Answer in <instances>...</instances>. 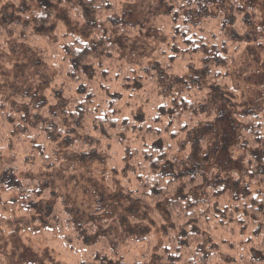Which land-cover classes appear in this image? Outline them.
Here are the masks:
<instances>
[{"label": "trees", "instance_id": "obj_1", "mask_svg": "<svg viewBox=\"0 0 264 264\" xmlns=\"http://www.w3.org/2000/svg\"><path fill=\"white\" fill-rule=\"evenodd\" d=\"M164 1L170 29L158 59L166 62L152 66L153 87L146 91L148 100H158L157 108L145 120L133 122L120 119L123 97L117 94L124 89L117 91L110 83L117 42L136 29L120 24L119 0H0V47L14 41L37 49L55 71L60 88L53 97L63 110L59 117L45 108L51 102L35 105L29 96L0 100V123L6 119L11 125L8 139L0 138L1 154L8 149L5 141L14 147L8 151L11 160L0 163V186L21 200L22 210L36 223L51 221L65 249L86 254L93 246V263L81 264H128L123 255L115 257L123 250L121 244L104 235L111 222L103 217L107 205L95 209L93 222L75 221L58 193L38 182L39 174L55 169L53 151L75 138L62 149L83 160L111 156V170L121 156L136 182L128 193L138 208L152 206L154 213L149 214H157V220L163 219L160 212L167 215L160 226L164 241L154 252L147 247L133 264H264V113L233 115L230 146L224 133L215 140L201 137L227 118L221 111L224 103L238 97L227 58H234L239 53L235 47L254 35L264 39V19L256 7L239 0H225L228 12L219 9L214 14L210 9L220 3L217 0ZM4 5L12 8V15L4 17ZM194 13L200 19L197 24L192 22ZM255 49L263 56V46ZM196 58L202 74L182 77ZM158 71L169 78L175 73L185 88L178 90L177 83L164 88L155 80ZM213 104L221 105L219 112ZM35 117L42 120L37 126ZM127 134L139 138L138 149L120 147ZM20 139L18 154L15 141ZM231 145L239 151L238 170L224 178L209 161L217 150L225 153ZM173 153L178 156L172 158ZM234 227L250 231L254 238L241 251L217 235L224 230L234 235Z\"/></svg>", "mask_w": 264, "mask_h": 264}, {"label": "rangeland", "instance_id": "obj_2", "mask_svg": "<svg viewBox=\"0 0 264 264\" xmlns=\"http://www.w3.org/2000/svg\"><path fill=\"white\" fill-rule=\"evenodd\" d=\"M217 1L220 3L215 4V8L212 7L210 11L214 14L217 10L223 9L227 13L229 8L226 1ZM239 1L244 6L256 7L264 19V0ZM164 2V0H119L118 20L120 24L136 28L133 35L117 42L119 46L117 51L119 52L116 51L114 54L113 61L116 63L110 69L112 71L111 85L117 91L124 89V92L117 94L119 97H123L120 103L123 107L119 114L120 119L126 117L133 122L137 119L145 120L151 114L150 112L157 108L158 100L155 98L148 100L146 91L153 87L150 73L152 66L156 67L158 61L160 64L166 62L162 60L163 58L158 59L163 51L161 44L166 42L165 35L170 29V22L164 18L167 14ZM3 15L4 17L12 15V8L6 7L3 10ZM193 17L195 18L192 19V22L197 24L200 19L195 13ZM153 25L155 26L153 27ZM164 27L165 29H163ZM252 38L251 41L258 39L262 45H256L255 41L238 45L235 48L239 47V53L234 58H227V60H231L229 77L232 86L238 92V97L231 103L225 100L224 108L221 111L225 112L227 118L215 123L213 132L201 136L204 139L209 137L211 140L220 139L221 134L224 133L226 134L224 136L226 145L230 146L234 139L233 136H235L230 127L233 115L249 116L264 113V54L263 56L259 55L255 49L264 47V39L258 35H254ZM234 43L242 42L235 41ZM142 62L149 70L142 69L144 68ZM198 63V58L189 63L187 65L190 66L188 74L181 76L188 77L190 74L195 77L200 76L202 70L199 69L200 64ZM159 72L154 77L164 88H167L169 84L176 83L178 90L185 88L183 81L178 80L179 76H176V70L170 78ZM115 73L121 74V77L116 78ZM137 77H141V81H138ZM54 78L53 67L43 62L37 49L14 41H9L6 48L0 47V100L11 102L13 97L29 96L35 105L49 101L53 105L44 104L45 108L56 113L59 117H63V110L58 105L59 101L53 97L54 91L60 88V84L55 82ZM137 83H141L143 86H138ZM124 104H126L125 107ZM213 106L219 112L221 105L213 104ZM35 121L36 126L42 122L38 117H35ZM3 122L0 123V138L8 139L11 125L6 119ZM46 123L47 121H45ZM119 131L120 129L113 133L117 134ZM201 134L203 133L201 132ZM122 138H124V143L120 147H123L124 150L138 149L140 146L139 138L132 134H127ZM74 140L75 138H72L59 144L61 148L53 151L55 169L49 173L39 174L38 182L58 193L61 204L70 207V211L73 213L71 217L75 221L93 222L92 215L95 209L107 205L108 208L103 217L111 222L107 230L104 231V235L110 241L116 240L123 249L115 257L123 255L128 264H133L134 259L147 252V247H150L151 252H154L164 241L160 226L164 223V218H167L165 212H160L159 215L163 219L157 220V217L156 219L153 217L157 214H149L154 213L151 210L152 206L146 209L138 208L134 196L128 193L135 188L136 182H133L135 180H133L129 169L126 168L125 162L121 161V156L115 157V162L111 161L110 166H115V170H111L107 165L109 162L107 158L111 156L102 154L101 160L98 161L93 159L92 155L83 160L71 150L62 149L67 144H73ZM21 141L22 139L15 141V153H21ZM5 142L8 149L2 154L0 150L1 164L11 160L8 151L11 152L14 149L12 141ZM114 146L119 147L118 145ZM113 151L121 155L119 154L120 149L114 148ZM215 153L209 161V166L218 167L224 178L238 170L236 161L239 151L233 145L225 153L220 150ZM171 156L175 158L178 154L173 153ZM29 176L28 174L27 177ZM21 204V200L14 193L8 192L0 186V264H81L83 260L93 263L91 260L93 259V246L86 254L74 253L65 249L51 221H48L47 224L36 223L30 214L22 210ZM226 231L228 230L218 232L217 235L223 240L234 243L235 248L240 251L244 248L242 246L248 247L245 242L249 243L254 239L250 231L241 232L239 227H234V235L229 234L232 232ZM144 237H147L145 243H137V240ZM249 238L251 240H248ZM238 254L233 255L238 256ZM105 264H110V262Z\"/></svg>", "mask_w": 264, "mask_h": 264}]
</instances>
